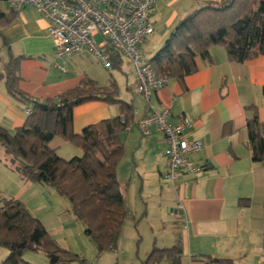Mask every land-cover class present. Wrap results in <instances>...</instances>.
I'll return each mask as SVG.
<instances>
[{"label":"crops","instance_id":"0c3cea01","mask_svg":"<svg viewBox=\"0 0 264 264\" xmlns=\"http://www.w3.org/2000/svg\"><path fill=\"white\" fill-rule=\"evenodd\" d=\"M221 1L157 0L150 15L154 33L144 43L152 39L156 48L160 47L189 12L205 3ZM10 11L8 4L0 0V12L10 18ZM47 24L34 8L25 7L7 26L0 27V72L10 56L21 58L18 88L23 94L44 103L79 86L84 79L94 81L98 87L115 82L110 69L122 70V56L120 69L105 68L91 53L72 56L66 61L68 73L60 74L53 66L54 47ZM209 55L210 62L197 60L196 73L182 80L167 79L165 87L153 94L151 106L132 92L133 78L127 77V91L134 99L124 101L132 103L133 119L120 135L124 153L119 167L133 175L140 186H158L155 194L162 198L164 212L169 210L166 217L174 224L169 227L171 244L179 243L182 264H204L207 257L229 259L233 264H264V163L252 162L246 129L247 121L256 115L264 136V56L232 63L220 46L211 47ZM30 107L10 97L0 80V126L13 134L25 122ZM162 107L170 110L174 122L183 116L189 118L192 128L188 137L203 142L202 151L191 157L203 168L198 176L181 174L170 183L165 178L167 159L162 133L155 127L146 132L138 129L139 120ZM118 115L116 105H79L72 111V132L80 134L88 126ZM68 145L61 137L49 143L64 160L81 156L77 148L70 150ZM0 149V176L8 180L9 174L20 179L4 164V151ZM24 183L9 197L3 196L8 189L0 186L4 191L1 196L20 201L62 248L49 217L56 228L65 231L66 226L76 222L74 216L60 213L62 202L46 186ZM7 255L8 250L0 247V264ZM37 257L23 255L22 259L28 264H44ZM44 262L48 264L47 259Z\"/></svg>","mask_w":264,"mask_h":264},{"label":"trees","instance_id":"16d2710c","mask_svg":"<svg viewBox=\"0 0 264 264\" xmlns=\"http://www.w3.org/2000/svg\"><path fill=\"white\" fill-rule=\"evenodd\" d=\"M10 12V18L0 12V27L7 26L17 14ZM213 46L222 47L228 60L237 64L264 56V0H222L196 7L177 24L148 63L156 76L182 80L198 71L197 60L211 61L209 49ZM106 51L110 66L120 69L119 55ZM20 60L10 56L2 65L0 80L10 97L31 106L30 113L13 134L0 126L3 162L24 182L44 185L67 200L99 255L113 251L127 216L116 169L124 153L120 135L132 123L133 105L119 99L114 81L108 87H98L90 79L55 100L38 103L18 88ZM89 102L116 105L119 115L74 134L72 111ZM246 129L252 162L264 163V136L256 115L247 121ZM55 137L70 142L81 156L69 160L58 157L49 147ZM0 247L8 250L2 264H28L22 259L27 251L43 254L48 264H87L60 248L20 201L3 198L1 193ZM181 258L177 242L168 248L154 246L141 264H182ZM203 263L233 264L229 259L210 257Z\"/></svg>","mask_w":264,"mask_h":264},{"label":"built area","instance_id":"2783aa9c","mask_svg":"<svg viewBox=\"0 0 264 264\" xmlns=\"http://www.w3.org/2000/svg\"><path fill=\"white\" fill-rule=\"evenodd\" d=\"M11 11L34 8L47 21V34L53 43V66L67 74L66 61L72 56L91 53L105 68L110 67V54H118L131 65L135 95L151 106L153 94L166 85V79L154 74L141 50L154 33L150 15L157 0H4ZM100 37V42L96 41ZM30 113V108L26 114ZM146 132L155 127L163 135L167 159L165 178L174 181L181 174L198 176L203 168L191 157L203 149V142L188 137L192 122L187 117L171 120L167 107L144 116L137 122ZM130 127V126H129ZM128 127V128H129ZM127 128V129H128ZM182 208V206H180Z\"/></svg>","mask_w":264,"mask_h":264},{"label":"rangeland","instance_id":"374dc122","mask_svg":"<svg viewBox=\"0 0 264 264\" xmlns=\"http://www.w3.org/2000/svg\"><path fill=\"white\" fill-rule=\"evenodd\" d=\"M100 40V37H96L97 42H100ZM151 40L152 39H149L141 46V50L143 54H145V59L147 60H149L155 54V51L162 46L156 48V43ZM3 56L5 58L4 54ZM122 61V70L110 69V72L113 73L115 83L118 87L119 98L123 101L132 100L134 98L130 97L132 95L128 93L126 87V81L131 75V65L125 58H123ZM102 69L107 72L105 68ZM68 144L70 150H72L74 146L70 142H68ZM73 156L75 155L69 158ZM119 164L120 163L117 165V170L120 169L119 173H116V176L120 185V192L123 197L124 209L127 212V216L123 222L119 238L115 241L113 251L104 252L99 255L94 243L84 234L82 225L76 221L75 218L74 220L76 222L66 226L65 231H62L60 228H56L57 224L52 220L53 218L49 217L51 220L50 227H54V231H57L55 232L57 235L56 237L60 239L62 248L84 259L87 264H141L154 246L157 248H164L173 245L171 244L173 237L170 235L171 233H169V227L174 224L166 217L169 215V210L164 212L165 210L162 208V198L159 197L157 192V195L155 194V189L158 190V186H140L139 183L134 181L133 175L129 176V173L121 169ZM8 173L11 174V172ZM13 173L14 172H12V174ZM22 181L23 180H20L17 176L14 177L9 174L8 180L6 176H0V186L6 187V189H8V194L4 193L3 190H0V192L2 194L4 193L3 196L9 197V193L15 192L17 186H25V183ZM32 184H35V186H44L39 183ZM48 190H52L55 198H58V200L62 202L61 208H59L60 213L73 216L68 201L60 197L53 189L49 188ZM56 219L58 220V218ZM165 227L168 228L165 229ZM23 255L38 256L37 258H40L42 262L46 264L44 260L46 261L47 258L41 253L27 251Z\"/></svg>","mask_w":264,"mask_h":264},{"label":"water","instance_id":"95a60500","mask_svg":"<svg viewBox=\"0 0 264 264\" xmlns=\"http://www.w3.org/2000/svg\"><path fill=\"white\" fill-rule=\"evenodd\" d=\"M41 107H42L43 109H45V108H46V106H43V105H41Z\"/></svg>","mask_w":264,"mask_h":264}]
</instances>
